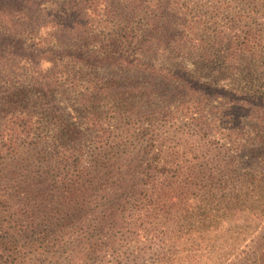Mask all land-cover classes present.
<instances>
[{"label": "rangeland", "instance_id": "obj_1", "mask_svg": "<svg viewBox=\"0 0 264 264\" xmlns=\"http://www.w3.org/2000/svg\"><path fill=\"white\" fill-rule=\"evenodd\" d=\"M188 3L189 18L199 14L209 27L202 38L187 43L199 48L188 47L190 59L210 60L206 66L197 62L198 78L206 83L225 78L217 84L221 91L214 99H201L208 135L199 133L186 114L194 111L199 96L184 93L177 81L103 70L109 77H122L115 81L122 90L137 83L143 88L154 85L152 101L141 108L144 117L130 123L112 121L113 137L101 155L117 158L121 170L135 172L161 148L168 166L180 169L170 196L148 203L133 199L128 186L121 192L108 183L80 189L75 198L52 184L55 171L51 167L50 173L44 172L42 150L23 147L12 157L1 154L0 174L16 173L9 178L14 180L12 187H6L11 200L0 207V264L258 263L264 252V131L257 135L248 107L233 108L221 94L236 91L238 98H245L264 90V61L239 66L225 61L230 58L228 38L214 41V30L227 26L237 13H251L253 23L264 27V0ZM156 58V65L176 67L174 58ZM191 62L185 61L183 67L192 71L196 65ZM182 103L186 109L181 110ZM60 107L70 114V122H80L79 110L62 100ZM157 107L167 110L168 116L153 117L150 111ZM151 136L162 142L147 154Z\"/></svg>", "mask_w": 264, "mask_h": 264}, {"label": "trees", "instance_id": "obj_2", "mask_svg": "<svg viewBox=\"0 0 264 264\" xmlns=\"http://www.w3.org/2000/svg\"><path fill=\"white\" fill-rule=\"evenodd\" d=\"M191 12L188 0H0V155L15 156L23 147L42 150L44 172L50 173L51 167L55 171L52 184L75 198L80 189L108 183L121 192L128 186L133 199L148 203L170 196L180 169L168 166L161 148L155 151L162 142L159 136H151L146 152H155L135 172L121 170L117 158L101 155L113 137L112 121L130 123L144 117L141 108L152 101L154 85L143 88L137 83L122 90L115 84L122 77H109L103 70L177 81L184 93L199 96L194 111L186 114L199 133L208 135L201 99H214L221 91L217 84L225 78L207 83L198 78L197 62L206 66L210 60L190 59L188 47L199 48L187 43L202 38L209 27L199 14L189 18ZM254 20L251 13H237L227 26L214 30V41L228 38L230 58L225 61L236 66L264 61V27ZM156 57L174 58L176 67L156 65ZM190 60L196 65L192 71L183 67ZM224 92L222 98L231 107L251 110L257 135L263 133L264 90L245 98H238L236 91ZM61 100L81 112L79 123L68 120ZM162 109L150 114L157 119L168 116ZM14 173L0 174V207L11 200L6 187H12L9 178ZM130 194L126 192V198ZM257 262L264 264V252Z\"/></svg>", "mask_w": 264, "mask_h": 264}]
</instances>
